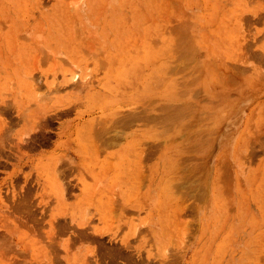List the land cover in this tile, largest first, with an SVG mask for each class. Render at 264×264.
I'll return each instance as SVG.
<instances>
[{
    "label": "rangeland",
    "instance_id": "rangeland-1",
    "mask_svg": "<svg viewBox=\"0 0 264 264\" xmlns=\"http://www.w3.org/2000/svg\"><path fill=\"white\" fill-rule=\"evenodd\" d=\"M0 264H264V0H0Z\"/></svg>",
    "mask_w": 264,
    "mask_h": 264
}]
</instances>
